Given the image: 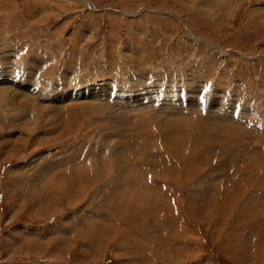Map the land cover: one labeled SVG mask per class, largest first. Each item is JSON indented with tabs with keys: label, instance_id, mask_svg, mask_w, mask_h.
Listing matches in <instances>:
<instances>
[{
	"label": "rangeland",
	"instance_id": "1",
	"mask_svg": "<svg viewBox=\"0 0 264 264\" xmlns=\"http://www.w3.org/2000/svg\"><path fill=\"white\" fill-rule=\"evenodd\" d=\"M0 264H264V0H0Z\"/></svg>",
	"mask_w": 264,
	"mask_h": 264
},
{
	"label": "bare ground",
	"instance_id": "2",
	"mask_svg": "<svg viewBox=\"0 0 264 264\" xmlns=\"http://www.w3.org/2000/svg\"><path fill=\"white\" fill-rule=\"evenodd\" d=\"M99 92H101V90H99ZM97 95V94H96ZM95 95V96H96ZM173 106V105H172ZM171 106V107H172ZM189 107V106H188ZM191 108L190 109H187L188 111H185V107L183 106H180L179 108V110H178V112H176V110L177 109H175V114H174V119H178V122H182V121H188V122H190L191 120H192V118L190 117V113L192 114V117H194L193 115H195L196 113H192V112H194L195 110L193 109V108H195L196 106L195 105H193V106H190ZM183 108V109H182ZM187 112H189V114H187ZM212 114V113H211ZM170 115V114H169ZM171 115H173V114H171ZM215 116V115H214ZM166 119V118H165ZM217 120L219 121V120H221V119H218L217 118ZM216 120V121H217ZM196 122H199L200 123V121H197V120H195ZM203 121V129H206V130H208V132L210 131V128L211 127H209V125L210 124H212V123H215L212 119H204V120H202ZM201 121V122H202ZM145 122V121H144ZM205 124V125H204ZM182 125V124H181ZM212 125H214V124H212ZM213 128V127H212ZM217 128V127H216ZM225 128V127H224ZM226 136V135H225ZM162 147V146H161ZM162 157H165V156H162ZM113 159V158H112ZM114 162H116V161H114ZM104 166H105V164H103ZM112 166V165H111ZM121 169V168H120ZM104 171V170H103ZM149 173H150V171H149Z\"/></svg>",
	"mask_w": 264,
	"mask_h": 264
}]
</instances>
